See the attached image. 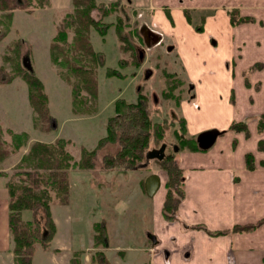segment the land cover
I'll list each match as a JSON object with an SVG mask.
<instances>
[{
    "label": "crops",
    "instance_id": "crops-1",
    "mask_svg": "<svg viewBox=\"0 0 264 264\" xmlns=\"http://www.w3.org/2000/svg\"><path fill=\"white\" fill-rule=\"evenodd\" d=\"M131 1L137 4L136 9L149 10V30L162 41L170 40V47L174 48L192 98L188 102L186 96L179 107L187 134L189 126H195V120L203 125L201 119L207 113L215 114V118L200 131L221 132L206 151L178 153L185 181L176 221L167 222L162 215L164 184L154 195H158L153 212L157 242L155 249L148 251L150 264H264V128H258L264 115V0ZM184 9L203 13L202 32L188 23ZM230 11L236 13L237 19L248 21L232 26ZM234 122L245 124L248 135L228 131ZM17 132L26 133L31 142L51 144L65 139L75 144L63 136L47 140L42 137L46 132L35 136L28 131ZM247 156H251L249 169ZM71 174L81 183L77 187L73 183L78 199V213L74 216L84 219L86 224L96 209L93 206L96 185L91 183L97 184L96 179L102 176L100 172L71 169L68 203L50 205L56 234L49 250H42V255L63 264L75 252L69 255L71 258H65V247L59 238L61 218L72 212ZM7 204L5 177L0 176V264H13L14 259ZM69 213L65 216L72 227ZM23 218L31 220L32 215ZM246 226L254 228L235 231L236 227ZM87 242L93 246V240ZM4 253L8 260L3 258Z\"/></svg>",
    "mask_w": 264,
    "mask_h": 264
},
{
    "label": "rangeland",
    "instance_id": "rangeland-1",
    "mask_svg": "<svg viewBox=\"0 0 264 264\" xmlns=\"http://www.w3.org/2000/svg\"><path fill=\"white\" fill-rule=\"evenodd\" d=\"M18 1L0 0V78L8 80V83L0 84L2 141H11L12 136L6 133L7 130L13 135L26 134L21 131H28L34 136L46 132L42 137L47 140L56 136L71 138L75 144L68 141L67 151L73 162L79 163L82 158L81 150L92 151L106 136V123L115 115V102L124 100L127 103H135L139 96H143L151 119L156 123L165 124L164 140L159 144L151 141L148 151L158 149L162 143L166 144L165 154L174 156L173 159L178 163V151L175 148L178 142L174 131L180 132L179 107L186 96L188 102H192V98L189 97V88L174 48L170 47L171 41L163 40L160 46H156L153 41L147 42L141 32L143 25L150 29L149 10L136 9L137 4L131 0H97L101 7H109L114 2H119L120 8L124 7V11L112 13L102 21L112 23L116 21L117 15L124 18L123 14H127L130 19L133 46L143 53L142 57H139L138 51L134 50L136 55L132 57L131 51H123L113 27L108 29L104 37L91 30L89 42L92 50L98 54L94 75L96 97L93 101H87L84 106L75 109L72 89L66 81V79L73 81V75L65 68L53 64L50 59L52 39L57 34L62 19L73 10L71 0H20L21 5L17 3ZM98 11L93 12L97 20L102 14L100 10ZM196 15L203 13L198 11ZM66 32L67 41L70 43L72 30L67 29ZM26 56L29 58L33 73L44 86L48 98V110L55 121L52 130H48L41 121H36L34 126L35 113L29 102L27 85L21 73V59ZM121 60H124L125 66L120 64ZM80 65L83 66L81 63ZM108 68L117 70L121 76H108L106 73ZM147 71L152 73L149 78H146ZM166 74L181 81V85L173 91L174 97H180L179 106L175 98L166 100L163 96ZM206 117L201 119L203 125L195 120L196 124L193 127L189 126L188 134L196 138L199 133L205 131L200 130L209 126L215 114L207 113ZM33 143L36 142H31V138L27 135V140L21 142L23 144L21 149L14 153L10 152L0 164V172L5 177V184L16 172H21V168H18L21 164L20 159ZM7 148L10 150L9 147ZM113 149L110 146L104 152H113ZM101 159V156L96 158V164H101ZM91 171L99 174L98 170ZM100 173L102 176L96 179L97 184L94 181L91 183L96 185L93 191V206H96V209L87 224L83 222L84 219L74 216L78 213V199L74 195L76 192L73 183L76 187L81 183L78 184L79 178L71 174L72 212L67 213L74 224L70 227L65 216L67 213L62 216L59 238L65 247L63 255L65 258H71L69 255L75 251L73 258L76 252L82 251L84 254L80 256L81 264H90V255L95 251L87 242L92 240L91 224L104 222L109 238L105 253L111 264H150L151 255L148 251L155 249V246L150 242L148 235L154 236L156 221L153 212L158 195L153 198L148 197L144 184L151 174H157L163 185L167 180L166 173L161 170L157 160L149 161L145 168ZM14 181H18L17 176L14 177ZM100 194L102 195L99 199ZM24 215L28 216L29 212H24ZM87 247L89 250L86 251ZM38 250L33 256L34 264H63L44 259L42 249L38 248ZM3 258L9 259L5 253ZM68 259L65 264L70 262Z\"/></svg>",
    "mask_w": 264,
    "mask_h": 264
},
{
    "label": "trees",
    "instance_id": "trees-1",
    "mask_svg": "<svg viewBox=\"0 0 264 264\" xmlns=\"http://www.w3.org/2000/svg\"><path fill=\"white\" fill-rule=\"evenodd\" d=\"M7 1L10 2V0ZM17 3L22 4L20 0ZM71 3L72 12L66 14L62 19V24L52 39L50 59L53 64L65 68L73 75V81L69 79L66 81L71 86L75 108L84 106L85 102L93 101L96 97L94 75L98 54L92 50L89 42L91 30L104 37L108 29L113 27L119 42L123 46V51H131L132 57L136 54L134 52L135 46L131 41L132 30L127 14H123L124 18L117 15L116 21L112 23L102 21L103 18L112 13L124 11V7L121 6L120 8L119 2L111 3L109 7L99 6L97 0H71ZM98 10L102 12L99 20L93 16V12H99ZM184 15L188 23L194 25L195 31L202 32V24H195L192 21L194 18L192 12L184 10ZM229 16L232 26L248 21L245 18L237 19L234 11H230ZM202 18L203 16L200 21ZM67 29H71L73 33L70 43L67 41ZM134 33L138 35L137 31ZM22 60V79L27 85L29 102L35 113L34 126L36 121H41L48 130H52L55 121L48 110V98L44 86L33 71L24 68ZM120 64L125 66L124 60H121ZM18 72L20 73V70ZM106 73L108 76H121L115 69L108 68ZM165 77L166 87L163 96L166 100L175 98L179 106L180 97H174L173 91L181 85V81L175 80L169 74H166ZM6 83L8 80L0 78V84ZM179 124L180 132L174 131V136L178 142L175 148L178 153L182 151L202 152L196 144V138L187 134L182 118L179 120ZM164 126L165 124L156 123L151 119L145 98L139 96L135 103H127L124 100L115 102V115L107 120L106 136L98 142L92 151L82 149V158L79 163L73 162L70 153L67 151L69 142L66 140L58 139L52 144L40 142L31 144L27 153L20 159L21 164L18 168H21V172H16L11 176V180L5 184L8 192V231L13 243V264H32L34 253L38 248L44 251L49 250L56 234L50 205L54 202L62 205L68 203L69 171L71 169L98 170L99 172L134 169L145 163V155L151 141L159 144L164 140ZM258 128L259 130L264 128V115L259 121ZM1 130L0 126V134L2 133ZM228 131L244 132L248 135L243 123H232ZM6 133L12 137L11 141L8 142L9 140L2 141L0 135V164L10 152L14 153L21 149L23 146L21 142L27 140L26 134L13 135L9 130ZM110 146L114 148V151L104 152ZM7 147L10 150H7ZM100 156L102 158L101 164H96L95 159ZM173 157L170 154H165L162 161H157L161 170L167 175L164 184L166 196L162 206V215L167 222L177 220V210L184 198L185 172ZM246 165L248 169L252 168L251 156L246 157ZM0 176L4 175L0 172ZM16 176L18 177L17 182L14 181ZM24 212H29L32 215L31 220L23 218ZM253 228L254 226L236 227L235 231H249ZM92 229V247L95 251L90 255V264H111L104 251L109 244L105 223L96 222L92 225ZM83 254L82 251L76 252L70 260V264H81L80 256Z\"/></svg>",
    "mask_w": 264,
    "mask_h": 264
},
{
    "label": "water",
    "instance_id": "water-1",
    "mask_svg": "<svg viewBox=\"0 0 264 264\" xmlns=\"http://www.w3.org/2000/svg\"><path fill=\"white\" fill-rule=\"evenodd\" d=\"M23 66L28 71H32V67L29 62V58L25 57L23 59ZM151 71L146 72V78H149L151 76ZM221 134L216 129H210L203 131L199 133L196 137V144L198 148L202 151H206L210 149L214 143L216 142V139ZM165 150H166V144H162L158 149H152L149 150L145 155V163L137 166L134 169L138 168H145L147 166V163L152 160L162 161L165 157ZM161 180L160 177L157 174H151L145 181L144 187H145V193L148 197H153L158 189L160 188ZM149 239L152 241V243L155 242V237L148 235Z\"/></svg>",
    "mask_w": 264,
    "mask_h": 264
},
{
    "label": "flooded vegetation",
    "instance_id": "flooded-vegetation-1",
    "mask_svg": "<svg viewBox=\"0 0 264 264\" xmlns=\"http://www.w3.org/2000/svg\"><path fill=\"white\" fill-rule=\"evenodd\" d=\"M184 10H187V9H184ZM188 11H190V12H192L193 13V17L194 18H192V21L195 23V24H202L203 25V21H204V15H202L203 16V18H202V20L200 21V18L202 17L201 15H196V12H198L199 10H195V9H188ZM203 29V28H202ZM141 32H142V34L144 35V37L146 38V40H147V42H150V41H153V42H155V44H156V46H160L161 45V43L163 42L161 39H160V37L159 36H156V35H154V33L153 32H151L150 30H149V28H147L146 26L144 27V25H143V29H141ZM139 35V34H138ZM135 50H137V48H134ZM168 49H170V48H168ZM138 52V55H139V57H142V53L143 52H140V50H137ZM220 132V131H219ZM153 236V235H152ZM150 240V239H149ZM150 242L152 243V241L150 240ZM156 238H155V242L154 243H152L153 245L154 244H156Z\"/></svg>",
    "mask_w": 264,
    "mask_h": 264
}]
</instances>
